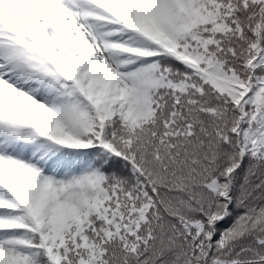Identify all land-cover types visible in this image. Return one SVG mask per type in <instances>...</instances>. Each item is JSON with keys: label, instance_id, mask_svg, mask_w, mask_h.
I'll return each mask as SVG.
<instances>
[{"label": "snow or ice", "instance_id": "obj_1", "mask_svg": "<svg viewBox=\"0 0 264 264\" xmlns=\"http://www.w3.org/2000/svg\"><path fill=\"white\" fill-rule=\"evenodd\" d=\"M0 264H264V0H0Z\"/></svg>", "mask_w": 264, "mask_h": 264}]
</instances>
